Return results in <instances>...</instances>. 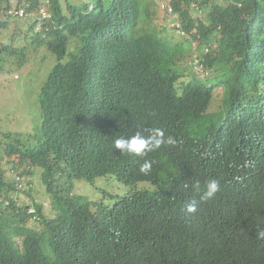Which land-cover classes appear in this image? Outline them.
<instances>
[{
    "label": "trees",
    "instance_id": "trees-1",
    "mask_svg": "<svg viewBox=\"0 0 264 264\" xmlns=\"http://www.w3.org/2000/svg\"><path fill=\"white\" fill-rule=\"evenodd\" d=\"M147 1L26 0L33 22L24 39L56 63L39 91L35 142L12 132L0 142V264H264V0H170L180 22L171 30L196 42L211 73L208 86L192 83L180 97L184 46L152 24ZM12 5L0 0V13L10 18ZM40 8L49 17L40 19ZM11 44L1 42L0 65L23 63L26 46ZM217 87L222 105L208 113ZM156 128L175 143L143 157L114 148L117 138ZM107 174L155 188L95 206L72 193L74 180ZM35 179L47 213L33 197ZM210 180L220 191L187 214L199 200L194 185L203 191Z\"/></svg>",
    "mask_w": 264,
    "mask_h": 264
},
{
    "label": "rangeland",
    "instance_id": "rangeland-1",
    "mask_svg": "<svg viewBox=\"0 0 264 264\" xmlns=\"http://www.w3.org/2000/svg\"><path fill=\"white\" fill-rule=\"evenodd\" d=\"M15 1L12 0L13 5L16 4ZM162 3L163 0L147 1L149 10L155 9L151 22L161 31L162 35L168 36L174 42L177 41L184 46V52L178 58V66L182 76L179 81H187L189 78L186 76L190 71L199 75V73L192 70L190 65L185 63L191 51V43L186 42L171 30L173 26L177 27V22L170 20V16L161 7ZM0 19L7 21L5 27L0 26V44L1 42L12 43L11 45H25L27 48L23 63L19 64V60L12 57L7 58L0 65V142L5 139L4 133L12 132L21 134L25 144H32L35 142V136L40 134L39 91L51 67L56 63V58L45 46H33L29 43V40L24 39V31L27 30L33 19L29 17L8 18L5 16L4 11L0 13ZM37 25L39 26V22H37ZM198 48L196 47V49ZM222 92V89L216 90L209 112L217 111L220 108ZM2 167L5 169L6 176L11 179L13 173L7 170L9 165L6 159L2 161ZM37 179H35L37 188L32 192L33 197L37 201L46 203L44 211L47 213L50 211V199L46 196L44 187ZM72 185V193L84 196L93 202V206L99 203L111 204L117 197L131 194L136 190L153 191L155 188L146 181L124 184L115 175L111 174L96 177L93 181L74 180ZM20 197V201L29 203L30 200L27 194L25 196L22 194ZM30 225H33V222H30Z\"/></svg>",
    "mask_w": 264,
    "mask_h": 264
},
{
    "label": "clouds",
    "instance_id": "clouds-1",
    "mask_svg": "<svg viewBox=\"0 0 264 264\" xmlns=\"http://www.w3.org/2000/svg\"><path fill=\"white\" fill-rule=\"evenodd\" d=\"M165 1H167V0H164L163 2H165ZM169 3H170V0H169ZM191 6L196 7V5L194 3H192ZM171 7H172V5H171ZM196 8H198V7H196ZM172 9H173V7H172ZM198 11L201 13L200 9H198ZM165 12H166L167 15L170 16V20H172L174 22H177V27L179 28L180 27V22H179V20H178V18L176 16L175 12L173 11L172 14L167 13V11H165ZM189 42L191 43V47H190L191 51H190L189 55L187 56V62L192 65L193 70L195 72L199 73V75H196L193 72V76H194L193 77L189 73L186 76L187 78H189L187 81H184V80L183 81H179V79L182 77L180 75L177 78V81H176L177 90L175 92H173L174 96L176 94L177 97H180L182 95L183 88L185 86L193 87L192 83L195 84V82H199V83H201L203 85H206V86H208L210 84V81H209L211 79L210 71L208 69L205 70V69L202 68V64L200 63L199 57L197 56V53H196V51H197L196 47L198 48V46L196 45V42L194 40H189ZM204 50L207 51L206 48ZM217 89L220 90L221 88L217 87V88L214 89L212 100L214 99L215 92H216ZM221 99H222V97H221ZM221 105H222V103H221ZM210 106H211V103H209V105H208V107L206 109V111L208 113H212V112H209ZM199 119L200 118H197L196 121H198ZM197 124L203 126L206 129V132L210 129V128H208L206 126L205 121L199 122ZM192 125H194V124H192V122H188L186 124V127H189V126H192ZM190 130H192V131H196L197 130V131L202 132L203 135L205 134L204 131H202L200 128L195 127V126L191 127ZM147 131L149 132L148 135H144V134H142L141 132L138 131L135 134L131 135L130 137H120V138L115 139L114 140V148L116 150H119L120 153H128V154H133V155H135L137 157H143L148 152L160 148L161 145H163V144L172 145V144L175 143V140L172 137L169 136V137L165 138L164 132L161 129L156 128V129H150V130H147ZM151 168H152V162L148 161V160H145L144 163L140 166L139 170H140L141 173L147 174V173H149L151 171ZM194 187H195L196 191L199 193V200H195V199L191 200L185 206L184 210H185V212L187 214L196 213L199 203L207 202L209 200H212L216 196V194L220 191V185H219V182L217 180L208 181L206 183V187H205V189L203 191L200 190L199 184L194 185ZM257 238L264 239V230H259L257 232Z\"/></svg>",
    "mask_w": 264,
    "mask_h": 264
},
{
    "label": "built area",
    "instance_id": "built-area-1",
    "mask_svg": "<svg viewBox=\"0 0 264 264\" xmlns=\"http://www.w3.org/2000/svg\"><path fill=\"white\" fill-rule=\"evenodd\" d=\"M26 4H27L26 0H20L18 5L16 2L15 5H12L7 10L8 15H10L11 17H15V18H23V17L32 15V13L26 12L25 6H24ZM161 7H162V9L167 11V13H169V14L173 13V9L171 7V4L169 3V0L163 2ZM38 13H39L40 19H45V18L49 17L48 12L44 8H40ZM16 179L18 180L19 177H17ZM18 187H21V183H19V182H18ZM30 212H34V210L31 209Z\"/></svg>",
    "mask_w": 264,
    "mask_h": 264
}]
</instances>
